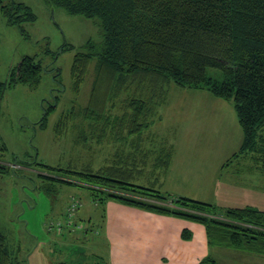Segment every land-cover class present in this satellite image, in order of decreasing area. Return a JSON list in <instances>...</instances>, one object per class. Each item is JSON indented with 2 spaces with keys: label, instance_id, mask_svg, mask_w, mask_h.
Listing matches in <instances>:
<instances>
[{
  "label": "trees",
  "instance_id": "trees-1",
  "mask_svg": "<svg viewBox=\"0 0 264 264\" xmlns=\"http://www.w3.org/2000/svg\"><path fill=\"white\" fill-rule=\"evenodd\" d=\"M45 1L52 9L59 7L72 15L97 18L103 30L101 42L87 41L86 50L76 52L71 64L70 90L80 93L94 63L95 79L88 104L79 111L74 106L66 110L55 125L56 135L65 136L73 119L81 116L89 122L77 136V143L83 142L90 150V142L97 138L98 145L112 140L124 147H117L114 157L98 169L88 164L81 171H73L35 162L47 170L72 173L77 183L102 193L97 195L102 204L114 200L200 222L206 227L210 245L264 255V210L253 205L222 208L188 196L164 194L155 185L133 181L142 174L139 172L146 171L144 165L150 164L146 158L151 150L143 145L144 131L151 124L155 107L166 101L171 84L207 89L216 97L232 99L244 133L235 156H250L257 163L255 168L264 174V0ZM9 2L1 6L8 23L21 27L23 22L36 21L37 15L27 3ZM209 68L221 74L209 75ZM52 71H57L53 74L57 89L66 90L60 69L23 55L9 78L0 81V107L9 84H39L43 73ZM132 89L135 93L123 99L122 113L114 112L116 100ZM50 113L48 109L40 121L42 128L47 127ZM4 150L5 144L0 143V151ZM169 157H158L153 165L160 168ZM10 169L0 161V174ZM71 198L65 216L57 222V235L66 229L90 230L75 219L81 202L75 195ZM106 212L105 205L103 222ZM184 236L189 237L187 231ZM12 251L7 235L0 230V264H24ZM85 264L109 261L98 255L95 262ZM197 264L220 263L208 254Z\"/></svg>",
  "mask_w": 264,
  "mask_h": 264
},
{
  "label": "rangeland",
  "instance_id": "rangeland-1",
  "mask_svg": "<svg viewBox=\"0 0 264 264\" xmlns=\"http://www.w3.org/2000/svg\"><path fill=\"white\" fill-rule=\"evenodd\" d=\"M17 1L27 3L37 18L35 22H23L21 27L10 24L1 10L10 2L0 0V81L9 78L23 55H29L43 65L60 69L66 90L56 87L53 74L57 71L44 72L39 84L18 82L5 89L0 107V143L6 150L0 151V161L11 169L0 174V230L24 264L92 263L106 252L101 231L106 204L97 196L102 193L77 183L72 173L47 170L35 161L73 171H81L88 164L98 169L114 157L117 147H124L112 140L98 145L97 138L90 142V150L83 142L77 143V136L89 122L81 116L73 119L65 136L55 133V125L66 110L74 106L79 111L88 104L95 79L94 63L80 93L70 90L71 64L76 52L86 50L87 41L101 42L103 30L99 19L72 15L59 7L52 9L45 0ZM65 43L68 45L61 50ZM208 73L219 76L221 71L209 68ZM169 89L166 101L155 107L151 124L144 131L143 145L151 150L146 158L150 164L144 165L146 171L139 172L142 174L133 181L155 185L164 194L188 196L222 208L253 205L264 210V174L255 168L257 163L250 156H235L244 133L233 100L216 97L207 89L175 84ZM134 93L132 89L122 94L114 112L122 113L123 99ZM48 109L47 127L42 128L40 121ZM167 154L170 163L156 168L154 161L165 159ZM72 195L81 202L75 219L90 230L66 229L57 235V222L65 216ZM212 256L220 264H264L262 254L216 243Z\"/></svg>",
  "mask_w": 264,
  "mask_h": 264
},
{
  "label": "crops",
  "instance_id": "crops-1",
  "mask_svg": "<svg viewBox=\"0 0 264 264\" xmlns=\"http://www.w3.org/2000/svg\"><path fill=\"white\" fill-rule=\"evenodd\" d=\"M106 211L101 231L109 264H197L212 254L200 222L114 200L106 203Z\"/></svg>",
  "mask_w": 264,
  "mask_h": 264
}]
</instances>
